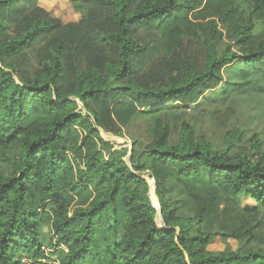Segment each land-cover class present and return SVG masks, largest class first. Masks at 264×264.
<instances>
[{
	"label": "trees",
	"instance_id": "16d2710c",
	"mask_svg": "<svg viewBox=\"0 0 264 264\" xmlns=\"http://www.w3.org/2000/svg\"><path fill=\"white\" fill-rule=\"evenodd\" d=\"M72 2L84 17L65 24L39 0H0V264H264L263 249L210 251L202 226L219 198L192 195L194 214L182 216L168 185L174 164L182 180L206 174L222 194L255 201L247 216L258 219L264 147L248 148L239 127L215 146L190 121L175 142L161 115L198 103L232 65L263 68L264 0ZM136 117L153 120L145 146L102 137ZM226 236L255 237L243 226Z\"/></svg>",
	"mask_w": 264,
	"mask_h": 264
},
{
	"label": "rangeland",
	"instance_id": "374dc122",
	"mask_svg": "<svg viewBox=\"0 0 264 264\" xmlns=\"http://www.w3.org/2000/svg\"><path fill=\"white\" fill-rule=\"evenodd\" d=\"M83 4L87 10L85 3ZM39 6L47 10L51 17L65 24L79 22L84 17V14L74 8L72 0H39ZM241 69L236 65L226 68L220 85L206 92L196 104L189 106L179 102L169 104L168 109L161 115L172 124V137L175 142L178 141L182 122L190 121L196 126L197 133L208 137L215 146L222 147L224 134L233 127H239L246 132L245 141L248 148L255 140L264 147V66L259 70L243 69L244 72ZM80 107L82 108L81 104ZM152 127L151 117H136L123 128V135L119 136L125 140L123 146L131 150L134 140L139 148L150 143ZM109 134H111L109 139L115 147H120V141L114 139L112 133ZM241 148H236L235 152ZM173 168L176 174L168 183L169 197L171 205L178 207L180 215L193 216L195 204L192 195H214L220 200V215L202 226L204 231L213 234L212 242L208 246L210 251H246L249 248L264 250V209L258 219H250L247 216L248 209L258 206L249 197H230L222 194L208 183L206 174L182 180L177 175L178 164H174ZM150 183L154 184L151 180ZM157 222L160 227H164L161 214L158 215ZM240 226L254 233L252 242H248L247 237L235 239L226 236ZM44 232L47 243H53L55 236L51 229L46 227ZM45 249L51 259L58 261V256L53 255L55 249H48L47 246Z\"/></svg>",
	"mask_w": 264,
	"mask_h": 264
},
{
	"label": "water",
	"instance_id": "95a60500",
	"mask_svg": "<svg viewBox=\"0 0 264 264\" xmlns=\"http://www.w3.org/2000/svg\"><path fill=\"white\" fill-rule=\"evenodd\" d=\"M101 131V135L104 139H106L107 141H111L109 138H110V135L109 133H107L104 129H100ZM114 139H117L118 141H120V145H125V140L122 139L121 137H118V136H113ZM112 142V141H111ZM122 143V144H121ZM132 150V149H131ZM132 151H130L129 153V156L127 157V160L129 159L130 157V154H131ZM150 184V190H149V196H150V199H151V202L153 204V206L158 210V214H157V217H156V222H157V218H158V215L161 214L160 212V202H159V199H158V196L156 194V186H155V180H154V177L152 174L148 173V174H145L143 176ZM150 180H153V183L154 184H151L150 183ZM158 224V222H157Z\"/></svg>",
	"mask_w": 264,
	"mask_h": 264
},
{
	"label": "bare ground",
	"instance_id": "6f19581e",
	"mask_svg": "<svg viewBox=\"0 0 264 264\" xmlns=\"http://www.w3.org/2000/svg\"><path fill=\"white\" fill-rule=\"evenodd\" d=\"M151 182H152V180H151Z\"/></svg>",
	"mask_w": 264,
	"mask_h": 264
}]
</instances>
